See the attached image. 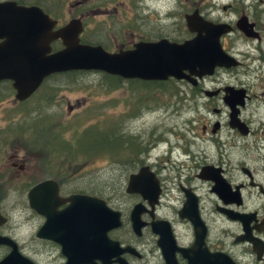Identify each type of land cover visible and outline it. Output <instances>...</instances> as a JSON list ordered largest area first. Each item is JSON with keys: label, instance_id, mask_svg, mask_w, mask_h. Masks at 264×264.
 <instances>
[{"label": "flooded vegetation", "instance_id": "obj_1", "mask_svg": "<svg viewBox=\"0 0 264 264\" xmlns=\"http://www.w3.org/2000/svg\"><path fill=\"white\" fill-rule=\"evenodd\" d=\"M235 1H240L239 7L233 0H0L3 5L0 28L15 23L18 18L15 13L21 7H34L44 17L40 22L45 30L44 39L76 20L80 26L78 42L99 45L109 53L132 49L142 42L165 39L180 44L195 39L198 59L213 54L212 41L216 35L221 52L231 63L216 65L210 72L196 67L192 74L185 70L187 76L182 78L168 76L152 80L122 78L99 71L113 77L115 87L125 81L130 87L136 85L147 90V96L153 92L168 94L172 107L167 109L179 110L177 118H166L168 122L133 135L136 138L132 145L135 158L130 159L132 171L129 173L146 167L151 178L148 188L157 189V194L149 201L137 192L127 193L125 181L123 192L132 199L128 210L110 204L111 195L104 190L73 186L71 173L65 176L53 173L55 166L51 161L54 160L46 157L48 151L28 149L18 154L16 149L22 143L19 139L16 149L10 150L8 125L11 123L5 120L0 134V189L7 187L11 178L15 181L25 206L36 217V238L58 246L60 252L57 242L36 236L45 216L30 208L27 199V191L33 185L49 180L39 191V195L43 192L44 201L53 205L48 206L46 212L62 210L70 195L84 194L101 199L118 213L119 225L107 230L106 235L120 247L133 249L132 253L125 251L119 255L127 264H136L144 258V245L149 251L158 252L161 264H171L173 260L176 264H264V125L256 134L252 127L255 111L247 108L254 102V109H257V101L252 100L264 104V0ZM175 13H178L177 20L169 27ZM18 23L22 26L25 21ZM217 25L221 27L219 33ZM2 40L0 38V42ZM48 46V54L63 47L58 37L48 40ZM88 71L53 72L23 100L14 98L10 80L2 79L0 83H9L12 102L24 103L49 79L58 81L57 77H65L71 81L77 73ZM233 79L235 82L231 81ZM250 82L260 88L257 93L251 91ZM3 97L8 94L0 95V99ZM147 105L142 107L147 109ZM235 141H252L256 146L248 149L247 145H240L242 149L235 150L232 148L237 147ZM160 157L166 165L158 164ZM39 172L42 176L35 175ZM82 184L88 183L83 181ZM102 188L105 189L104 185ZM108 189L121 195L114 185H108ZM135 205L137 216L144 223L139 234L132 230L130 220ZM83 206L78 203L76 213L83 212ZM0 216L4 219L0 223V235L11 238L21 253L18 242L4 228L8 216L1 204ZM124 224L131 237L124 238L119 233ZM160 234L165 257L157 244ZM0 247L5 250L1 259L10 247L6 244Z\"/></svg>", "mask_w": 264, "mask_h": 264}, {"label": "water", "instance_id": "obj_2", "mask_svg": "<svg viewBox=\"0 0 264 264\" xmlns=\"http://www.w3.org/2000/svg\"><path fill=\"white\" fill-rule=\"evenodd\" d=\"M1 5L0 11L3 9ZM15 15H18L15 23L0 28V38L3 39L0 42V80L11 81L16 100L27 98L41 80L53 72L96 70L122 78L152 80L168 76L182 78L187 76L185 70L192 74L196 67L202 72H210L216 65L231 64L221 52L216 35L212 41L213 54L209 58L201 56L197 59L195 39L180 44L165 39L142 42L132 49L109 53L99 45L79 43L77 33L80 26L76 20L44 39L42 33L45 30L40 24L41 20L44 21L43 14H39L34 7H21ZM19 20L22 23L25 21V24L20 26ZM215 27L219 33L221 27ZM56 37L61 39L63 47L48 54V40ZM150 179L146 167H140L137 172L128 174L125 192H137L149 201L154 200L157 189L148 188ZM49 182L44 180L27 191L29 207L45 216L36 236L60 245V252L65 258L63 264H127L119 255L125 251L132 253L133 249L130 246L120 247L117 241L110 240L106 235L107 230L119 225L118 213L108 208L101 199L84 194L70 195L67 197L68 204L62 210L46 212V208L53 205L50 201H44L43 192L39 195V191ZM78 203L84 205L83 212L76 213ZM40 207H44V210ZM136 208L137 205L130 212V220L132 230L139 234V228L144 223L139 220ZM3 220L0 216V223ZM0 244L10 247L9 252L0 259V264H33L18 251L11 238L0 235ZM157 244L165 257L161 234ZM167 258L170 260V257ZM95 260H99V263ZM171 264L176 263L173 260Z\"/></svg>", "mask_w": 264, "mask_h": 264}, {"label": "rangeland", "instance_id": "obj_3", "mask_svg": "<svg viewBox=\"0 0 264 264\" xmlns=\"http://www.w3.org/2000/svg\"><path fill=\"white\" fill-rule=\"evenodd\" d=\"M233 2L239 7L240 1L238 3L233 0ZM162 10L165 11L166 8ZM177 16L178 13H175L169 25L167 24L169 27L174 26ZM237 46H243V44ZM57 80L52 78L46 81L24 103L12 102L13 91L9 88V83L1 82L0 95L8 94V97L0 99V134L5 120L6 122L8 120V123H11L8 125L9 133H11L9 148L10 150L16 149L17 139H19L22 143L16 150L18 154H22L28 149L30 151L43 150L44 140L58 129L61 135L70 141L76 132L83 129L87 131L110 129L111 136L120 137L121 140L116 150L108 154L98 151L84 156L78 152L77 157L69 159L72 163L69 173H71L73 186L104 190L105 194L111 195L110 204L128 210L132 199L124 194L123 187L129 172L132 171L130 170V159L135 158L132 154V145L136 142V138L133 135L168 122L166 118H177L179 110L167 109L172 107L169 103L171 97L168 94L153 92L152 95L147 96V90L136 87V85L130 87L125 81L121 82L119 87H115L112 80L95 70L77 73L72 76L71 81H67L65 77H57ZM231 81L235 82L234 79ZM248 84L253 85L252 92L257 93L260 90L257 84L252 82ZM252 101H257V109H254V102L251 107L247 106V108L255 111L252 116V127L258 134L257 130L264 125V104L262 105L258 100ZM146 103H148L147 109L142 107ZM14 118L16 121L13 122ZM41 125L44 126L45 131L41 130ZM235 142H237V147H232L235 150L242 149L240 145H247L248 149L256 146V143L254 145L252 141ZM161 149L162 147H159V150ZM152 151L151 158L153 157ZM72 153L68 151L65 155L71 156ZM157 162L160 166L167 164L163 157H160ZM57 170L58 168L54 167L52 172L56 173ZM35 175H41V172ZM33 177L39 176L33 175ZM83 181L88 184L83 185ZM108 185L110 187L114 185L121 195L114 194L111 189H108ZM0 204L2 211L8 216L4 228L18 242L21 253L31 258L35 264H61L64 261L58 246L35 237L36 217L25 206L23 194L12 178L7 187L0 189ZM119 233L124 238L131 237L128 226L125 224L119 228ZM143 250L144 258L136 261V264H161L157 251L151 252L145 245ZM4 251V248L0 247V256Z\"/></svg>", "mask_w": 264, "mask_h": 264}, {"label": "trees", "instance_id": "obj_4", "mask_svg": "<svg viewBox=\"0 0 264 264\" xmlns=\"http://www.w3.org/2000/svg\"><path fill=\"white\" fill-rule=\"evenodd\" d=\"M105 77L109 80H113V85L116 86V82L113 77ZM32 125L35 126L33 123ZM41 126V130L45 131L44 126ZM85 135H87L86 138ZM120 141V137L117 138V136H111L110 129H105L103 131H87L86 129H83L75 133L72 141L64 138L61 135L60 129H58L57 131L53 132L48 139L44 140V147L42 143V149L48 151V155H46L48 159L54 160V162L51 161V164H54V166L58 168L56 173L58 175L65 176L66 174H69L71 169L70 165L72 163L69 160L70 157H77L79 154L78 152H81L82 156L94 154L98 151L106 152L105 154H108L110 151L114 152V150H116V147L120 145ZM68 151L73 152L71 156L65 155V153Z\"/></svg>", "mask_w": 264, "mask_h": 264}]
</instances>
